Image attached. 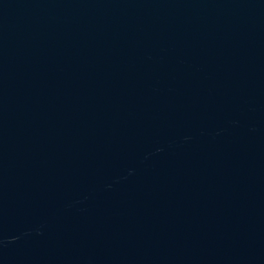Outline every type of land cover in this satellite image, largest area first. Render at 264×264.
Wrapping results in <instances>:
<instances>
[{
    "label": "water",
    "instance_id": "water-1",
    "mask_svg": "<svg viewBox=\"0 0 264 264\" xmlns=\"http://www.w3.org/2000/svg\"><path fill=\"white\" fill-rule=\"evenodd\" d=\"M0 264H264V0H0Z\"/></svg>",
    "mask_w": 264,
    "mask_h": 264
}]
</instances>
